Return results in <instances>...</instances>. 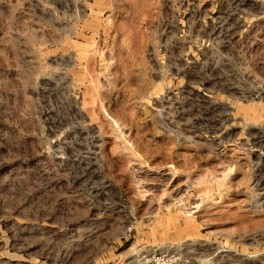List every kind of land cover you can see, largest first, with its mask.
<instances>
[{"label": "rangeland", "instance_id": "rangeland-1", "mask_svg": "<svg viewBox=\"0 0 264 264\" xmlns=\"http://www.w3.org/2000/svg\"><path fill=\"white\" fill-rule=\"evenodd\" d=\"M264 264V0H0V264Z\"/></svg>", "mask_w": 264, "mask_h": 264}, {"label": "built area", "instance_id": "built-area-1", "mask_svg": "<svg viewBox=\"0 0 264 264\" xmlns=\"http://www.w3.org/2000/svg\"><path fill=\"white\" fill-rule=\"evenodd\" d=\"M162 257L163 256H158L153 253L150 257H146L145 260L148 261V263L160 264L162 261Z\"/></svg>", "mask_w": 264, "mask_h": 264}]
</instances>
